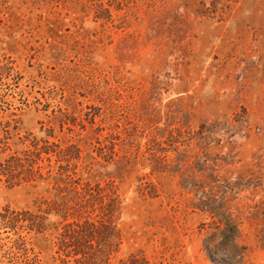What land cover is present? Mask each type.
I'll return each mask as SVG.
<instances>
[{"label": "rangeland", "instance_id": "obj_1", "mask_svg": "<svg viewBox=\"0 0 264 264\" xmlns=\"http://www.w3.org/2000/svg\"><path fill=\"white\" fill-rule=\"evenodd\" d=\"M0 99V264H264V0H0Z\"/></svg>", "mask_w": 264, "mask_h": 264}, {"label": "trees", "instance_id": "obj_2", "mask_svg": "<svg viewBox=\"0 0 264 264\" xmlns=\"http://www.w3.org/2000/svg\"><path fill=\"white\" fill-rule=\"evenodd\" d=\"M3 100L0 99V109H2L3 111H5V105H4ZM1 124V121H0ZM4 127V126H3ZM5 130V129H4ZM9 223H7L4 219V215L2 213H0V226L2 227H7Z\"/></svg>", "mask_w": 264, "mask_h": 264}]
</instances>
